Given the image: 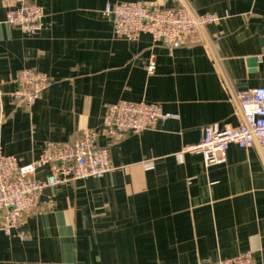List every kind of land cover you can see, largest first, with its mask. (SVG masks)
Masks as SVG:
<instances>
[{
	"label": "crops",
	"instance_id": "crops-1",
	"mask_svg": "<svg viewBox=\"0 0 264 264\" xmlns=\"http://www.w3.org/2000/svg\"><path fill=\"white\" fill-rule=\"evenodd\" d=\"M32 1L44 27L26 36L6 22L19 1L0 0V153L29 163L49 141L96 130L112 170L44 188L10 234L0 229V264H207L245 251L264 264L260 149L230 145L224 162L207 167L200 155L176 158L205 125L241 123L236 91L264 87V0ZM122 1L222 19L169 52L148 34L133 42L113 34L104 9ZM24 68L49 77L31 107L11 97ZM118 101L158 102L178 118L111 142L102 119Z\"/></svg>",
	"mask_w": 264,
	"mask_h": 264
},
{
	"label": "built area",
	"instance_id": "built-area-1",
	"mask_svg": "<svg viewBox=\"0 0 264 264\" xmlns=\"http://www.w3.org/2000/svg\"><path fill=\"white\" fill-rule=\"evenodd\" d=\"M17 7L8 11L6 22L17 27L26 36H35L44 27V10L32 0H18ZM104 15L112 22L116 37L136 41L148 34L152 43L163 45L169 52L187 43L208 25L219 22L216 13L199 14L187 6L158 7L141 1L107 4ZM152 72L154 64L148 65ZM11 97L15 103L31 107L42 96L49 77L34 69L24 68L15 77ZM3 93L0 89V125L4 121ZM234 98L242 121L236 126L207 124L198 143L186 145L176 153L178 161L184 154L200 155L204 165L225 161L230 145L239 148L257 146L264 156V87L236 91ZM178 118L164 111L158 102L118 101L107 104L102 119V131L111 142L120 141L127 134H138L155 128L158 123ZM96 130L82 131L71 142H47L36 159L21 163L14 155L0 153V229L10 234L25 213L36 204L41 191L68 181L101 178L112 170L108 147L98 145ZM144 168L152 163L144 161ZM42 167H48L44 179L35 176ZM207 264H259L251 251Z\"/></svg>",
	"mask_w": 264,
	"mask_h": 264
},
{
	"label": "water",
	"instance_id": "water-1",
	"mask_svg": "<svg viewBox=\"0 0 264 264\" xmlns=\"http://www.w3.org/2000/svg\"><path fill=\"white\" fill-rule=\"evenodd\" d=\"M252 64H254L255 63V60H252V61H250Z\"/></svg>",
	"mask_w": 264,
	"mask_h": 264
}]
</instances>
